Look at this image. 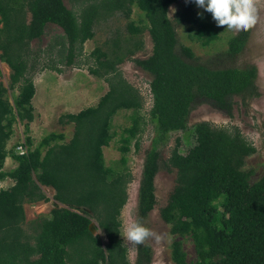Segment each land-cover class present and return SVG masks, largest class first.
I'll return each instance as SVG.
<instances>
[{"label":"trees","instance_id":"trees-1","mask_svg":"<svg viewBox=\"0 0 264 264\" xmlns=\"http://www.w3.org/2000/svg\"><path fill=\"white\" fill-rule=\"evenodd\" d=\"M178 0H83L80 12L65 0H0V62L11 69L10 88L17 91L14 102L9 88L0 80V182L14 184L0 190V264H132L122 238V210L128 201L132 173L128 154L140 136L146 119L140 91L123 75L120 65L132 59L152 76L153 104L150 121L155 136L145 157L139 188L138 221L145 223L157 205L155 179L159 171L176 170V185L160 215L174 237L171 257L175 264H264V174L252 181L255 171L245 169L246 159L257 152L237 126H219L201 121L189 126L192 107L199 102L234 115L236 96L258 95V68H212L199 63L191 47L180 43L175 23L188 25L189 37L203 46L220 39L210 12L185 0L174 19L170 7ZM138 7L145 17L142 25L130 21L127 46L115 38L111 48L97 47L91 54L92 74L106 80L108 92L97 105L79 113H68L62 124H73L66 142L63 132H50L36 146L30 135L35 120L33 99L36 86L32 72L39 54L32 42L40 40L49 24L63 29L48 52L58 47L59 63L81 65L85 44L94 39L102 20L117 14L131 19ZM200 13V15H198ZM143 23V21H141ZM149 32L153 43L147 58H134L144 50L134 36ZM250 29L229 38L228 57L245 48ZM61 72V68L44 64ZM0 70V77H1ZM131 111V124L123 129L119 146V168L106 163L104 148L115 138L113 121L120 111ZM24 125L26 153L8 149L14 127ZM192 130L196 144L181 153L178 138L170 157L162 162L160 147L170 134ZM19 147V146H18ZM12 157L17 167L7 171ZM44 186L54 189L61 204L49 216L33 221V232L25 229L26 203L50 199ZM93 220L102 235L94 234ZM196 251L189 260L184 242ZM153 250L146 241L137 245L134 264H152Z\"/></svg>","mask_w":264,"mask_h":264},{"label":"rangeland","instance_id":"rangeland-1","mask_svg":"<svg viewBox=\"0 0 264 264\" xmlns=\"http://www.w3.org/2000/svg\"><path fill=\"white\" fill-rule=\"evenodd\" d=\"M185 0H178L170 7V17L174 19L176 13L182 9ZM83 0H65L66 5L80 12L79 8ZM256 6V23L249 28V38L245 48L235 57H228L229 38L236 35V32L220 31V39L210 46H203L198 41L189 37L188 25H178L175 23L180 43L189 46L194 51L197 61L212 68H244L255 65L258 68L257 88L258 95L255 96H236L234 115L230 117L215 109L206 102L196 103L192 107L189 117V126L193 127L201 121H209L219 126H237L245 137L254 144L257 152L246 159L245 169H253L255 175L252 181H256L264 174V0H254ZM196 5V4H195ZM196 8L203 10L196 5ZM133 21L135 24L142 25L145 17L138 7H135L131 19H127L123 14L102 20L95 28V37L85 44L82 60L87 61L81 65L66 66L61 65L57 55L58 47H54L52 53L48 48L56 45L58 37L64 34L62 28L49 24L45 35L40 40L32 42V49L39 54L37 66L31 73L36 86V96L33 99L35 107V120L31 123L30 135L37 146L44 136L50 132H63L68 142L74 133L73 124H62L60 119L68 113H79L80 111L98 104L104 96L109 86L105 79L92 74L89 66L94 64L90 54L97 48L103 50L111 48L115 38H119L121 45L127 46V41L131 39V33L128 24ZM143 21V23H141ZM2 26L0 21V27ZM144 43V50L138 52L134 58H147L152 54L153 43L148 31L139 36H134L135 41ZM44 64H50L61 68V72L50 68H43ZM125 78L135 86L143 98L144 107L142 115L146 119L144 130L140 136V150H136L135 140H133L132 150L128 154V166L132 173V181L128 185V201L122 210V238L128 249V257L132 264L135 263L137 256V245L128 241L125 236L127 226L138 221L139 212V188L142 178L143 165L147 152L152 147L155 136V123L149 119V111L153 104V96L150 83L152 76L135 64L132 59H127L120 65ZM2 72L0 80L9 88L8 98L14 102L17 91L10 88V67L0 62ZM131 111H120L114 121L113 130L115 138L110 146L104 148L106 163L113 168H119V160L122 156L119 151L121 145L120 138L125 127L131 124ZM181 140V153L186 154L190 148L196 144V137L192 130L172 132L166 145L160 147L161 160H167L170 157L172 149L176 145L177 139ZM25 140L24 125L18 122L14 127V135L8 143V149L15 150ZM17 161L12 157L6 160L5 169L10 171L16 168ZM176 170L168 171L162 167L155 179V188L157 196V205L151 212L144 225L159 234L163 239L160 244L155 243L151 238L146 240L153 250L152 264H175L171 257V244L174 237L170 233L168 224L161 218L160 210L167 205L169 197L176 185ZM14 184L10 178L0 182V190L8 188ZM44 192L49 197V201H40L36 203H26L24 205L26 212V223L24 225L27 232H33V221L42 216H49L54 208L61 206L54 200L55 191L51 187L44 186ZM93 233L102 235L101 230L97 228V222L93 220L91 225ZM103 236V235H102ZM185 250L189 260H195L196 251L194 244L190 240L184 242Z\"/></svg>","mask_w":264,"mask_h":264},{"label":"clouds","instance_id":"clouds-1","mask_svg":"<svg viewBox=\"0 0 264 264\" xmlns=\"http://www.w3.org/2000/svg\"><path fill=\"white\" fill-rule=\"evenodd\" d=\"M194 3L210 12L216 26L228 32H242L256 23L254 0H194ZM200 15V13H198ZM126 239L136 245H142L151 238L155 243L162 242V235L146 227L140 221L130 223L125 232Z\"/></svg>","mask_w":264,"mask_h":264},{"label":"built area","instance_id":"built-area-1","mask_svg":"<svg viewBox=\"0 0 264 264\" xmlns=\"http://www.w3.org/2000/svg\"><path fill=\"white\" fill-rule=\"evenodd\" d=\"M18 150L20 151L21 154L27 152V151H26V148H25L24 146H22V145H20V146L18 147Z\"/></svg>","mask_w":264,"mask_h":264},{"label":"water","instance_id":"water-1","mask_svg":"<svg viewBox=\"0 0 264 264\" xmlns=\"http://www.w3.org/2000/svg\"><path fill=\"white\" fill-rule=\"evenodd\" d=\"M90 229H91V231L93 232L92 227H90Z\"/></svg>","mask_w":264,"mask_h":264}]
</instances>
